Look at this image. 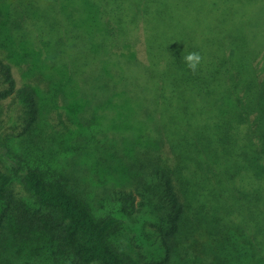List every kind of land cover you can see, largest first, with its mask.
Listing matches in <instances>:
<instances>
[{
	"label": "trees",
	"instance_id": "16d2710c",
	"mask_svg": "<svg viewBox=\"0 0 264 264\" xmlns=\"http://www.w3.org/2000/svg\"><path fill=\"white\" fill-rule=\"evenodd\" d=\"M3 39L36 71L18 85L0 56V106L22 100L29 125L39 87L113 104L144 127L117 148L101 132L115 155L133 153V185L114 189L122 210L154 217L169 258L182 248L180 264H264V0H0ZM188 52L201 56L195 71ZM15 176L41 210L29 229V213L15 228L0 211V264H133L114 241L123 220L97 215L61 178L0 168V205ZM21 243L27 260L11 251Z\"/></svg>",
	"mask_w": 264,
	"mask_h": 264
},
{
	"label": "rangeland",
	"instance_id": "374dc122",
	"mask_svg": "<svg viewBox=\"0 0 264 264\" xmlns=\"http://www.w3.org/2000/svg\"><path fill=\"white\" fill-rule=\"evenodd\" d=\"M0 44V56L12 65V74L18 85L32 83L31 75L36 71L29 73L22 55L4 39ZM0 88H3L1 84ZM36 92L41 108L38 121L32 125L28 123V108L26 109L22 100H17L11 110L12 99L6 100L2 107L0 106V168L13 175L19 168H34L50 178H61L67 182L70 189L88 202L97 215L112 214L121 218L123 225L114 235V241L129 255L133 264L183 262L182 259L179 260V251L182 248L174 249L169 258L171 251H168L159 235L152 231V223L156 224L154 217L147 210L135 211L131 208L128 213L124 212L121 195L114 192V189L133 185L126 180L133 153L131 150L123 151L119 148V153L115 155L114 150L106 147V134L109 140L116 143L117 148L120 141L118 135L124 134L132 140L134 132L143 133L141 129L136 130L144 127H130L134 119L122 116L123 110L113 104L108 108L94 109L88 108V102L81 96L75 98L62 92L50 93L39 87H36ZM111 96L114 97V94ZM94 112L99 114L104 123L96 122L95 131H90L89 123H85L82 116L89 118ZM119 117H123L122 121ZM119 121L124 128H118L116 123ZM148 125L150 127V124ZM151 129L149 128L150 132ZM102 130H105L106 134L102 133ZM91 135L96 137L95 141L90 139ZM104 147L110 151L102 152ZM120 164L122 167H119ZM8 200H11L10 206L8 201L0 205V211L8 210L4 217L6 224L9 226L12 219L17 228L23 212H27L29 214L25 227L33 228V216L39 213L41 208L36 200L26 193L21 176H15ZM127 204L131 205L130 202ZM5 233L11 232L7 230ZM192 244H195V241ZM23 247V243L19 246L12 244L11 251H20V255L16 257L27 260L22 252ZM35 249L37 253V246Z\"/></svg>",
	"mask_w": 264,
	"mask_h": 264
},
{
	"label": "clouds",
	"instance_id": "9594fccd",
	"mask_svg": "<svg viewBox=\"0 0 264 264\" xmlns=\"http://www.w3.org/2000/svg\"><path fill=\"white\" fill-rule=\"evenodd\" d=\"M201 56L198 52H188L184 56L186 67L192 71H195L198 64L200 63Z\"/></svg>",
	"mask_w": 264,
	"mask_h": 264
}]
</instances>
